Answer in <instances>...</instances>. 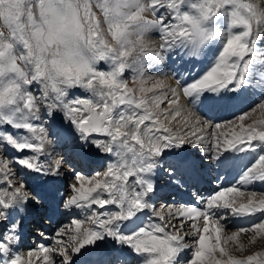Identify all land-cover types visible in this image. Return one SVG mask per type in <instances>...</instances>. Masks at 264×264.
<instances>
[{
    "label": "snow or ice",
    "instance_id": "1",
    "mask_svg": "<svg viewBox=\"0 0 264 264\" xmlns=\"http://www.w3.org/2000/svg\"><path fill=\"white\" fill-rule=\"evenodd\" d=\"M262 44L264 0H0V264H264ZM90 153L107 162L88 175ZM61 176L70 222L22 256L29 180ZM165 177L190 202L158 207Z\"/></svg>",
    "mask_w": 264,
    "mask_h": 264
},
{
    "label": "bare ground",
    "instance_id": "2",
    "mask_svg": "<svg viewBox=\"0 0 264 264\" xmlns=\"http://www.w3.org/2000/svg\"><path fill=\"white\" fill-rule=\"evenodd\" d=\"M150 35V34H149ZM150 36H153V34H151ZM150 40L151 41H153V37H151L150 38ZM197 65H199L198 67H199V69L200 70H203L204 69V64L203 63H197ZM164 72V74H168L169 72L168 71H163ZM169 82V81H168ZM171 85L174 83V82H172V81H170L169 82ZM218 114H220V113H218ZM222 114V117L223 118H225V117H227V116H229V115H231V114H225V113H221ZM57 115H59V114H57ZM216 115H217V113H214L212 116H210V117H212L213 119L216 117ZM55 127H57V128H65V129H67L66 127H64L63 125H61L60 124V121H58V120H55ZM190 150L188 149V151H187V153H190L189 152ZM191 151H193V152H195V153H197L198 152V150H194V149H191ZM199 153V152H198ZM191 154V153H190ZM94 159V160H93ZM95 160H100V157H94V156H90L89 155V158H88V162H90V161H95ZM92 162H90V163H92ZM161 175H163V174H161ZM215 175H216V172L215 171H210V170H206V175H205V179L202 181V183H200L199 184V188L202 190L203 189V191L204 190H206L205 192V194H207V192L208 191H210L213 187H215V183L214 182H210V181H214V177H215ZM30 181V186H32L33 187V189H35L36 191H38L39 192V188H41V190H42V195L44 196V198H46V197H48V196H51V193H52V190H55L57 187H56V185L57 184H55V186H53L52 187V184H49V183H47V181H46V179L45 178H42L40 181H39V178H34V179H30L29 180ZM56 181L57 182H59V179L57 178L56 179ZM166 181V180H165ZM61 186V185H60ZM58 187L59 188V190H60V188L63 186H61V187ZM262 185H260V184H257V185H255V188H258V187H261ZM58 190V191H59ZM188 189H185V188H180V190L179 191H177L176 190V188H174V187H172V186H166V185H160V183H159V191H158V195L154 198L155 200H156V204L157 203H160V201L163 199V195L165 196V194L167 193V194H175V196H177V200H176V202L178 203V205L180 204V203H185V202H190V196L186 193V191H187ZM189 191V190H188ZM167 197V196H166ZM176 198V197H175ZM165 202H167V198L165 199ZM51 204V203H50ZM50 204L48 205L49 206V208H50ZM166 204V203H165ZM169 204V203H168ZM68 216H59L58 217V214H56L55 215V217H53L52 218V220L53 221H55V224H57L58 222H60V221H62V220H64L65 218H67ZM239 225V223L236 225V226H238ZM26 229L27 228H23L22 227V229H21V237H24V234H28V231H26ZM53 229H55L54 228V226H53ZM21 246H24V243L23 242H19V245L18 246H16V251L17 252H19V250H21L19 247H21ZM30 246V245H29ZM28 246V247H29ZM28 250H30L29 248H26V250L25 251H23V252H21V255H22V253H23V256H26V254H27V251Z\"/></svg>",
    "mask_w": 264,
    "mask_h": 264
},
{
    "label": "rangeland",
    "instance_id": "3",
    "mask_svg": "<svg viewBox=\"0 0 264 264\" xmlns=\"http://www.w3.org/2000/svg\"><path fill=\"white\" fill-rule=\"evenodd\" d=\"M151 34H153V36H150ZM150 35H149V39L151 38V37H153V42H155V43H158V34L157 33H155V32H153V33H150ZM262 47H264V44H262L261 45ZM166 65H168L167 63H166ZM197 65V64H196ZM197 66H199V65H197ZM102 67H105V66H103L102 65ZM162 67L164 68V65H162V66H159V68L157 69V70H149V74H151V75H153V76H157V77H159V78H164L167 74H164V72L161 70L162 69ZM165 69V68H164ZM166 70V69H165ZM125 78L126 79H128L129 81H131V71L129 70V71H126V73H125ZM170 81H172V82H174V80H169V82ZM168 82V83H169ZM170 84V83H169ZM174 84L175 83H173L172 85L174 86ZM130 86H133L132 84H131V82H130ZM230 118H232V117H229V119ZM254 119L255 118H259L258 117V114H255L254 115V117H253ZM59 121V120H58ZM64 127H66V126H64ZM93 152H94V150H93ZM9 155H11V153H9ZM54 156H55V158H57V159H59V158H64L65 160H68V161H71V158H72V149H71V147L70 146H68V145H66V144H60V145H55V148H54ZM94 157H100V156H94ZM102 166H98L99 167V169H93V170H91V171H85V174H88V175H91V174H93L94 172H97V171H102L103 170V168H104V166H105V164H106V162H107V158L105 157L103 160H102ZM75 165H77V164H75ZM70 165H68V164H66L65 165V167H69ZM71 182V180H70V178L68 177L67 178V180H66V184H65V186L67 185V184H69ZM164 196V195H163ZM171 204L170 202H167L166 204ZM162 204H164V202H160V203H158L157 204V206L159 207L160 205H162ZM56 230H54V232H55ZM53 232V233H54ZM33 235H30V237H32ZM252 250L253 251H259V250H264V239H261V240H259L258 242H257V244L256 245H254L253 246V248H252ZM20 251V250H19ZM246 254H250V252L249 253H246ZM22 256H23V253H22Z\"/></svg>",
    "mask_w": 264,
    "mask_h": 264
},
{
    "label": "clouds",
    "instance_id": "4",
    "mask_svg": "<svg viewBox=\"0 0 264 264\" xmlns=\"http://www.w3.org/2000/svg\"><path fill=\"white\" fill-rule=\"evenodd\" d=\"M153 43H155V42H153Z\"/></svg>",
    "mask_w": 264,
    "mask_h": 264
}]
</instances>
